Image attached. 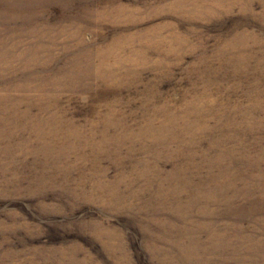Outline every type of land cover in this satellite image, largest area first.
<instances>
[{
  "label": "rangeland",
  "instance_id": "1",
  "mask_svg": "<svg viewBox=\"0 0 264 264\" xmlns=\"http://www.w3.org/2000/svg\"><path fill=\"white\" fill-rule=\"evenodd\" d=\"M0 264H264V0H0Z\"/></svg>",
  "mask_w": 264,
  "mask_h": 264
}]
</instances>
